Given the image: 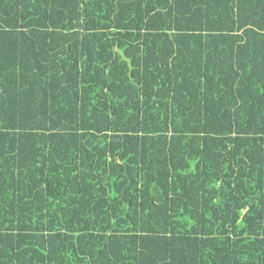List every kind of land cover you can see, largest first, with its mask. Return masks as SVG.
Returning a JSON list of instances; mask_svg holds the SVG:
<instances>
[{"label": "trees", "instance_id": "trees-1", "mask_svg": "<svg viewBox=\"0 0 264 264\" xmlns=\"http://www.w3.org/2000/svg\"><path fill=\"white\" fill-rule=\"evenodd\" d=\"M0 264H264V0H0Z\"/></svg>", "mask_w": 264, "mask_h": 264}]
</instances>
